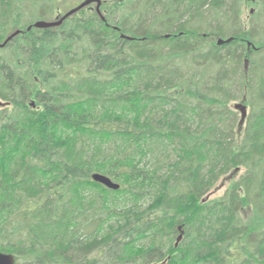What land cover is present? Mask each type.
Returning <instances> with one entry per match:
<instances>
[{"label":"trees","instance_id":"obj_1","mask_svg":"<svg viewBox=\"0 0 264 264\" xmlns=\"http://www.w3.org/2000/svg\"><path fill=\"white\" fill-rule=\"evenodd\" d=\"M84 1L0 0V252L264 264V0Z\"/></svg>","mask_w":264,"mask_h":264},{"label":"water","instance_id":"obj_2","mask_svg":"<svg viewBox=\"0 0 264 264\" xmlns=\"http://www.w3.org/2000/svg\"><path fill=\"white\" fill-rule=\"evenodd\" d=\"M114 1L123 2L125 0H114ZM94 3L96 4L97 12L102 16V14H101L102 0H85L78 7L74 8L73 10L69 11L68 13H66L58 21H55V22L39 21V22L35 23L33 26L35 28H40V29H43V28L45 29V28H51V27L59 26L67 18L71 17L75 13L81 11L82 9H84V8L90 6L91 4H94ZM31 29H32V27L29 28V30H31ZM20 33H21V31H17L13 35H11L3 44H0V47L6 46V44L9 41H11L14 37L18 36ZM231 41H232V39H229V40H222L221 39V40H219V45H224V44L229 43ZM249 45H250V43H249ZM0 105H1V102H0ZM33 106H34V104H33ZM236 108H237V110H241L242 111L244 117L246 116L247 112H246V107L245 106H243L242 104H237ZM92 178H93V181L105 186L106 188H108L110 190L118 191L121 188L120 184L114 182L111 178H109L108 176H105L103 174L96 173V174H94L92 176ZM16 263H17V260H16L14 255L0 252V264H16Z\"/></svg>","mask_w":264,"mask_h":264},{"label":"rangeland","instance_id":"obj_3","mask_svg":"<svg viewBox=\"0 0 264 264\" xmlns=\"http://www.w3.org/2000/svg\"><path fill=\"white\" fill-rule=\"evenodd\" d=\"M103 1V0H102ZM105 1V0H104ZM115 1L114 0H107V4L110 5V7H112L113 3ZM93 9H96V4H91L90 5ZM89 7V6H88ZM254 6L252 3V0H248L246 2V5L243 7V20L246 24H248V21L251 17V15L253 14V10H254ZM123 9L119 10L117 17H119V15L123 14ZM59 19V18H58ZM236 104H240V101H235L232 102L231 107L234 108V106ZM249 108L246 109V112L248 113ZM242 112V111H241ZM243 114V113H242ZM243 170H240V172H236V174H231L230 176H228L227 178H223L217 185V187L208 195L207 200H213L216 198L221 197L224 192L232 185H234V183L239 179L240 175L242 174ZM242 215L244 217V219L250 220L253 218V214H252V210L250 208V206H246L243 210H242Z\"/></svg>","mask_w":264,"mask_h":264}]
</instances>
